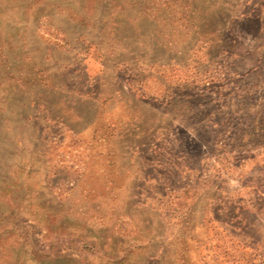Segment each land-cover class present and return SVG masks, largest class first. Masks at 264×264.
Masks as SVG:
<instances>
[{
	"label": "rangeland",
	"instance_id": "374dc122",
	"mask_svg": "<svg viewBox=\"0 0 264 264\" xmlns=\"http://www.w3.org/2000/svg\"><path fill=\"white\" fill-rule=\"evenodd\" d=\"M0 264H264V0H0Z\"/></svg>",
	"mask_w": 264,
	"mask_h": 264
}]
</instances>
